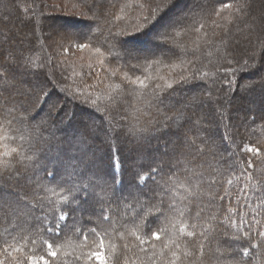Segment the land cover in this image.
<instances>
[{"label": "trees", "instance_id": "16d2710c", "mask_svg": "<svg viewBox=\"0 0 264 264\" xmlns=\"http://www.w3.org/2000/svg\"><path fill=\"white\" fill-rule=\"evenodd\" d=\"M191 1H58L80 18L0 0L3 264H264V0ZM75 45L92 68L63 54ZM122 209L143 217L113 228Z\"/></svg>", "mask_w": 264, "mask_h": 264}, {"label": "rangeland", "instance_id": "374dc122", "mask_svg": "<svg viewBox=\"0 0 264 264\" xmlns=\"http://www.w3.org/2000/svg\"><path fill=\"white\" fill-rule=\"evenodd\" d=\"M58 2L59 0H40V3L42 4V7L45 9V11L46 12H48V13H51V12H54V11H57L56 13H59L60 12V10L62 9L61 7H63V8H65L63 5L62 6H60V2H58V3H56V4H54L53 2ZM106 1H108V2H111V1H113V0H106ZM194 0H192L191 2H193ZM196 1H200V2H203L204 4L208 1V0H196ZM26 3H27V0H26ZM191 7V6H190ZM190 7H188V9L190 8ZM67 9H69L70 11H72L73 12V15H75V17L77 16V17H80V18H82V17H84V18H92L89 14H87V13H84V12H81V10H78V9H75V8H67ZM67 9H65V11H64V9L63 10H61V11H63V12H67V13H69V11L67 10ZM30 10H31V12H32V7L30 6ZM180 11V9H178L177 10V12H179ZM176 12V13H177ZM34 12H32L30 15L29 14H25V19H30L31 17H33L34 16V14H33ZM175 13V12H174ZM187 13H188V11H187V9L186 10H184V11H182V13L180 14V16L178 17V19H183L186 15H187ZM173 20H171V22H172ZM179 21V20H178ZM172 24H174V23H171V25ZM166 26V25H165ZM168 28H169V26L167 27H164V28H160V29H157V30H159V31H157V33L159 32V36H157V39H155V44L157 45V43H159V41H163L162 39L165 37V35H167V32H168ZM162 29V31L160 32V30ZM156 31H155V33H156ZM63 33H64V31H63V29L62 28H60V27H58V26H51L49 29L48 28H46V30H44V32L42 33L43 34V36H44V38H45V41H46V39H49V38H51L53 35H63ZM154 33V34H155ZM30 36L28 33H24V32H20V34L18 33V36L20 37V38H23V37H25V38H27V36ZM151 35H153V34H151ZM145 42H147V41H145ZM151 41H149L148 43H150ZM242 42H244L245 43V41H242ZM244 43H239V47L242 49V51L244 52V54L246 55V56H248L249 54L251 55V52H252V50H253V48H252V50H251V52H248L247 51V45L246 44H244ZM148 45V44H147ZM159 46V45H158ZM140 47V46H139ZM147 52V51H146ZM152 51H149L148 50V52L146 53V54H149V53H151ZM160 52V51H159ZM144 53L145 52H137V55H132V57L130 58L132 61L133 60H137V59H139V58H141L143 55H144ZM154 53V52H153ZM156 53H158V52H156ZM64 55H66V56H68V57H70V58H72V59H75V61L77 62V60H78V62H83V63H86V64H90L89 66H91V67H89V68H92L93 66H94V64H93V62L95 61V59H93L94 57H96L95 56V54H93V53H91V52H88L87 51V47H85L84 45H79V46H77V45H75L74 47H72V48H68L67 49V51H65L64 53H63ZM7 55V54H6ZM78 58V59H77ZM81 63H79V64H81ZM97 64H99V65H104V60L103 59H99L98 60V62H97ZM213 65H214V67L215 68H217L219 65H220V63L217 61V60H215V62L213 63ZM108 67V66H107ZM215 77V76H214ZM251 80H245L244 82L245 83H249ZM39 85L41 84V83H39V82H37ZM37 84V85H38ZM209 86H211V85H207V83H205L204 85H203V87H199V89H198V92L197 93H199L200 95H202L203 97H205V98H207V97H209V95H208V91H207V89H208V87ZM14 97H10V100H12ZM183 99H186V96H183L182 97ZM48 103V106L46 107V109L44 110V112H42L41 113V115H39V116H37V117H35V122L36 123H38V125L40 124L41 125V123L43 122V121H45L46 119H47V116L49 115V113L53 110V108L55 107V106H57V105H59L60 103H61V101L60 100H58V99H56V98H49V101L47 102ZM192 104H195V106L196 107H199L198 105H196L197 103L195 102V103H193L192 102ZM172 107V105L170 104V105H168V107H167V105H166V108L168 109H170ZM200 108V107H199ZM203 109H204V111L206 112V113H208V112H210V111H212V108L209 106V105H205V106H203L202 107ZM213 114V113H212ZM215 114V113H214ZM216 114H217V112H216ZM217 115H219V114H217ZM119 121H121V120H119ZM122 121H125V122H127L126 120H124V118L122 119ZM183 124V123H182ZM194 127H192L191 126V130H195L198 134H199V137H203V136H206V133H213V132H210V131H207L206 130V127L203 125V124H195V125H193ZM49 129L50 130H52V133H56V132H58V129L56 130L55 128H53L52 126H50L49 127ZM29 132V131H28ZM189 142H191L190 140H189ZM197 154V156H201L202 154L201 153H196ZM181 172V170L180 171H175V173H180ZM27 174V173H26ZM177 174V175H178ZM21 180V179H20ZM22 182H21V185H26V186H28V185H31V183H32V181L31 180H24V179H22L21 180ZM42 181V180H41ZM43 182V181H42ZM57 184H60V182H56ZM55 183V184H56ZM47 184H49V185H51V183L49 182V183H47ZM24 185V186H25ZM228 188H230L231 190L230 191H228ZM227 188V196L229 195V194H231V192L232 191H236V185H234V184H231V186L230 187H228ZM225 203L227 204V205H229L228 203H229V200H227L226 199V197H225ZM123 201H126V200H123ZM169 204H171V201H170V203ZM122 208H125L124 206L122 207ZM124 209H122L121 211V215H118L117 216V218L115 219V221L114 222H112V227L113 228H116V227H119L120 225H121V222H124L125 220H130L131 222H134V221H137L138 219L139 220H141L142 219V217H143V215H139V214H135V216L134 215H132V216H129V213L127 214V212H125V211H123ZM148 212V213H147ZM2 214L3 213H1L0 214V216L2 217ZM147 214H149V211H146V215ZM146 215H144V217L146 216ZM138 216H140L141 218H138ZM8 217V216H7ZM146 218V217H145ZM159 219H161V218H158V219H156V221H158ZM228 223L229 222H223V224H227V225H225V226H227V227H230L229 225H228ZM36 224L37 225H42V223L40 222H36ZM83 226V225H82ZM226 227V228H227ZM213 237L214 236H212V237H210L209 239H207V242H213L214 241V239H213ZM206 248V247H205Z\"/></svg>", "mask_w": 264, "mask_h": 264}, {"label": "snow or ice", "instance_id": "6c2138e0", "mask_svg": "<svg viewBox=\"0 0 264 264\" xmlns=\"http://www.w3.org/2000/svg\"><path fill=\"white\" fill-rule=\"evenodd\" d=\"M249 152L252 154V155H257L259 153V149H252V148H249ZM61 220L64 219L63 216L60 217ZM49 231H52V228L50 227L49 228ZM154 237L156 239H159V234L158 233H153ZM250 235V233H249ZM48 249L50 250L49 251V255H51L52 257H55L57 255V253L55 251H51L53 245L52 243H49L47 245ZM245 255H247V252L244 253ZM89 258L90 259H95L99 262V264H107V260H106V257L104 256V254L102 252H94V253H90L89 254ZM40 260L43 261V264H47V261L43 258V257H40ZM0 264H3V261H0Z\"/></svg>", "mask_w": 264, "mask_h": 264}]
</instances>
